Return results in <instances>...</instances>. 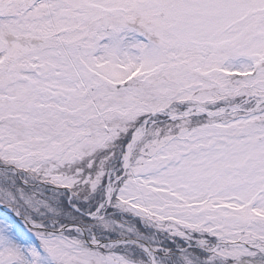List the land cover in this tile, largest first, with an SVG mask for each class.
Listing matches in <instances>:
<instances>
[{"label":"snow or ice","instance_id":"1","mask_svg":"<svg viewBox=\"0 0 264 264\" xmlns=\"http://www.w3.org/2000/svg\"><path fill=\"white\" fill-rule=\"evenodd\" d=\"M0 264H264V0H0Z\"/></svg>","mask_w":264,"mask_h":264}]
</instances>
